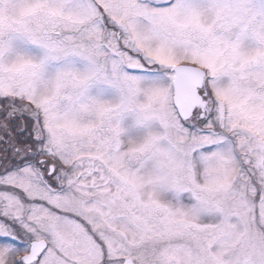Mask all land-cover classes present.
I'll list each match as a JSON object with an SVG mask.
<instances>
[{
    "label": "snow or ice",
    "instance_id": "snow-or-ice-1",
    "mask_svg": "<svg viewBox=\"0 0 264 264\" xmlns=\"http://www.w3.org/2000/svg\"><path fill=\"white\" fill-rule=\"evenodd\" d=\"M0 264H264V0H0Z\"/></svg>",
    "mask_w": 264,
    "mask_h": 264
}]
</instances>
